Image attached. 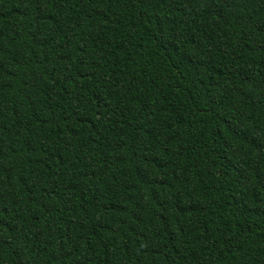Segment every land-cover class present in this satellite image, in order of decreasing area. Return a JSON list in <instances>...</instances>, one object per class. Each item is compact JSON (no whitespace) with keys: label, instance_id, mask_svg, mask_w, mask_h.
I'll use <instances>...</instances> for the list:
<instances>
[{"label":"trees","instance_id":"1","mask_svg":"<svg viewBox=\"0 0 264 264\" xmlns=\"http://www.w3.org/2000/svg\"><path fill=\"white\" fill-rule=\"evenodd\" d=\"M0 264H264V0H0Z\"/></svg>","mask_w":264,"mask_h":264}]
</instances>
